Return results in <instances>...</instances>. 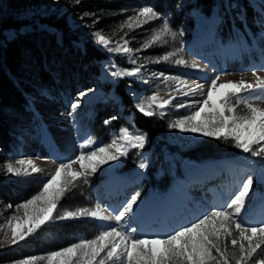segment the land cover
Wrapping results in <instances>:
<instances>
[{"label": "rangeland", "instance_id": "1", "mask_svg": "<svg viewBox=\"0 0 264 264\" xmlns=\"http://www.w3.org/2000/svg\"><path fill=\"white\" fill-rule=\"evenodd\" d=\"M154 1L80 0L79 4H75L74 0H0V20L14 18L27 21L17 30H4L0 46H9L11 61H17L16 57L22 59L16 62L19 63L17 67L20 73L27 76L14 80L22 81L26 85L25 89L30 90L23 111L4 107L0 103V125L4 129L0 134V240L4 239L8 231L7 219L18 214L16 205L37 194L59 163L76 158L82 150H89L80 147L86 137L93 138L97 145H105L118 135L121 128L145 134L147 139L144 147L130 149L126 157L103 165L88 177L87 183L77 181L76 186L60 201L57 212L100 203L109 208L111 215H115L113 209L120 210L132 194L139 192L137 211L123 227L129 230L135 227L138 233L149 236H164L196 221L210 210L223 207L238 191L243 180L251 175L254 179L253 193L250 204L246 206V214H242V217L249 224L264 222V158L243 153L234 147L232 141L183 133L170 127L176 119L194 110L178 109L175 105L202 101L215 76L228 74L222 76L220 82L241 78L254 81L251 69L264 64V29L250 42L238 41L225 47L218 44L214 37V27L220 21L216 10L209 16L190 11L189 15L194 20L192 29L186 24L174 27L169 15L160 13L162 19L167 18L172 30H182L183 35H178L175 41L165 37L166 43L158 42L144 48L161 27L162 20L144 23L139 27L133 25L131 29L124 27L121 30L120 26L139 8L152 6ZM252 2L260 5L259 11L262 13L264 0ZM94 31H100L111 39L113 44L110 46L113 47L116 41L123 42L122 37L127 39L129 47L133 49L131 58H135L137 63H131L127 55L109 52L98 45L92 36ZM181 46L186 65L154 62ZM87 47L105 53L104 59L90 62L97 67L98 77L90 74L84 63L78 60ZM48 52H52L51 56H48ZM41 56L46 57L43 65L39 62ZM193 63L197 67H192ZM140 65L143 67L139 76L116 79L110 75L113 70H133ZM42 70L49 75L45 80L40 76ZM153 73H163L169 79H157ZM258 74L264 76V71ZM173 78L185 80L190 86L199 84L203 90L198 89L195 95H177ZM122 80L128 83L125 92L136 109L140 103L147 106L153 95L158 94L162 100L170 99L171 95L177 96L171 106L163 110L154 108L157 113L154 116L163 125L150 143L146 132L137 129L132 116H124L120 105H117L119 98L113 86ZM107 85L110 88L106 90ZM88 89L93 91L80 99L81 106L73 112L71 103ZM198 107L199 104H196L195 108ZM110 112L113 113L112 117L102 120V127L114 123L119 126L98 137L96 133L99 131L102 134L103 130L94 116L98 113L102 118L103 114ZM193 148L202 149L212 157L201 156L198 161L182 156L183 152ZM18 159H31L41 171L19 177L7 175L4 165ZM142 159L148 162L147 169L138 167ZM73 168L79 170V165L75 164ZM149 172L153 173L154 181L166 177L168 172V177H172L170 187L166 191L145 187L143 180L150 181ZM204 176H207V180H198ZM134 180H137L134 187H126L121 191V184ZM9 204L11 208L7 207ZM62 223L71 224L63 237L51 229L53 224ZM101 224L104 227L116 226L114 220L100 222L91 218L46 223L32 235L41 246L31 243L27 249L28 256L1 264H17L24 258L47 256L81 239L94 238L101 230ZM24 242L16 245L5 243L0 246V254L13 252ZM48 243L49 247L56 249L49 250L46 246ZM258 255H264V251ZM40 264L45 262L41 261Z\"/></svg>", "mask_w": 264, "mask_h": 264}, {"label": "snow or ice", "instance_id": "2", "mask_svg": "<svg viewBox=\"0 0 264 264\" xmlns=\"http://www.w3.org/2000/svg\"><path fill=\"white\" fill-rule=\"evenodd\" d=\"M74 3L79 4L80 0H74ZM154 20H162L161 27L144 48L158 42L166 43L165 37L175 41L178 35H183L182 30H172L167 18L162 19L161 14L152 6L139 8L120 27L121 30L124 27L131 29L133 25L139 27ZM258 27L264 29V8ZM92 36L94 41L107 51L132 57L133 49L129 47L127 39L122 37L123 42L116 41L113 47L110 46L113 41L100 31H94ZM182 52L181 46L154 62L184 66L187 61L181 55ZM131 63L136 64V59L131 58ZM142 67L143 65L133 70H113L110 75L116 79L135 77L140 75ZM192 67L197 65L193 63ZM262 71L264 64L251 69V74L255 77L252 82L243 78L220 82L222 76L228 74L215 76L211 79L202 101L187 104L181 102L175 105L178 109L194 110L189 115L176 119L170 127L183 133L199 134L225 142L232 141L234 147L243 153L264 158V76L258 74ZM152 75L157 79H169L164 77L163 73ZM173 79L177 95H195L198 89L203 90L199 84L190 86L185 80ZM90 91L93 90H86L71 103L73 112L81 106L80 99ZM176 98V95H171L170 99L162 100L158 94L153 95L147 106L140 103L137 110L144 116L152 117L157 114L154 108L163 110L171 106ZM196 104H199L198 108H195ZM146 139L145 134L130 132L127 128H121L118 135L105 145H97L93 138L86 137L80 147L89 149L88 151L82 150L76 158L59 163L37 194L16 205L18 214L7 219L8 231L4 239L0 240V246L5 243L16 245L25 241L46 223L91 218L100 222L114 220L116 226L104 227L101 224V230L94 238L81 239L47 256L21 259L17 264H40L41 261L45 264H264V255H258L264 251V222L249 224L242 217V214H246V206L250 204L253 193L254 179L251 175L243 180L238 191L223 207L210 210L196 221L164 236H149L138 233L135 227L130 230L123 227L128 218L137 211L139 192L132 194L120 210L113 209L115 215H111L109 208L100 203L92 207L57 212L60 201L76 186L77 181L87 183L88 177L94 175L103 165L126 157L130 149H142ZM75 164L79 165V170L73 168ZM138 167L147 169L148 162L142 159ZM4 171L7 175L19 177L38 173L41 169L31 159H18L14 163L7 162ZM7 207L11 208L12 205Z\"/></svg>", "mask_w": 264, "mask_h": 264}, {"label": "trees", "instance_id": "3", "mask_svg": "<svg viewBox=\"0 0 264 264\" xmlns=\"http://www.w3.org/2000/svg\"><path fill=\"white\" fill-rule=\"evenodd\" d=\"M259 4L252 2V0H155L152 3V7L161 14L169 15L172 25L179 27L182 25H188L189 28H193L194 20L189 15L190 11H198L199 13L209 16L214 10H216L220 21L215 25L214 36L222 44H231L236 40L237 37H242L246 41L249 37H254L259 31L258 22L261 19V12L259 11ZM26 20H16L14 18H4L0 20V39L2 40V32L8 29L17 30L26 24ZM30 45V44H28ZM41 53V52H40ZM35 54V53H34ZM52 52H48V56H51ZM12 55L9 46L1 44L0 46V103L4 107H12L13 109L23 111L24 105H26V98L30 94V90L27 91L26 85L22 84V81H15L14 78H24L27 75L20 73L18 70L19 62L22 59L16 57L17 61L13 62L10 60ZM105 58V53L94 47H87L83 56H81L80 62L84 63L86 70L95 77H98L99 71L97 67L92 66L90 62L92 60H102ZM46 57L41 56L39 62L43 65ZM42 80L49 77L46 75L45 70L41 71L40 74ZM122 80L114 86V92L120 98L123 115H132V121L134 126L146 132L149 143L152 142L157 136V131L160 130L163 122L155 116L147 117L142 113L138 112L132 105L131 98L125 92V87L128 83ZM107 85L106 90L109 89ZM96 112V111H95ZM94 116V120H98L99 124H102V120L109 119L113 113H105L100 118L98 113ZM99 117V119H96ZM122 117V116H120ZM121 121H123L121 119ZM99 125V126H100ZM121 125V124H120ZM119 124H109L104 127H99L103 130L102 134L98 131L96 135L98 137L104 136L109 130L117 128ZM4 131L2 125H0V134ZM147 149L149 146L146 147ZM190 159L200 161L201 156L211 158L212 156L207 155L202 149L193 148L182 153ZM204 159V158H203ZM202 160V159H201ZM150 181L144 180L143 183L146 187L157 188L159 190H165L171 182V177H166L154 181L152 179L153 173L149 172ZM71 224L62 223L61 225L53 224L51 229L58 235L62 236L67 234L68 227ZM32 244L41 246L40 243L34 241L33 237L30 236L25 240L23 245L17 250L0 254V264L10 261L18 260L24 256H28L27 249ZM45 246V245H44ZM49 250L53 251L56 248L49 247V243L46 244Z\"/></svg>", "mask_w": 264, "mask_h": 264}, {"label": "bare ground", "instance_id": "4", "mask_svg": "<svg viewBox=\"0 0 264 264\" xmlns=\"http://www.w3.org/2000/svg\"><path fill=\"white\" fill-rule=\"evenodd\" d=\"M159 97H160V96H159ZM206 178H207V176H204V177H202V178H199L198 180H200V181H201V179H202V180H204V179L207 180ZM135 183H137V180H134V181H127V182L121 184V186H120L119 188H120V189L123 188L121 191H124V189H125L126 187H130V186L132 187ZM200 183H201V182H200ZM201 184H202V183H201ZM133 187H134V186H133ZM251 217H252V216H251ZM152 219H153V218H152ZM149 221H150V220H149ZM152 229H153L154 231H156L155 228L152 227Z\"/></svg>", "mask_w": 264, "mask_h": 264}]
</instances>
